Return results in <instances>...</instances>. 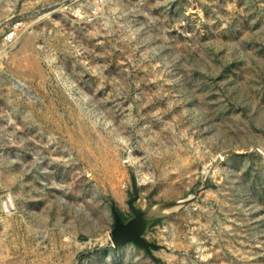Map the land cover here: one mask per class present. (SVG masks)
I'll return each mask as SVG.
<instances>
[{"label":"rangeland","instance_id":"rangeland-1","mask_svg":"<svg viewBox=\"0 0 264 264\" xmlns=\"http://www.w3.org/2000/svg\"><path fill=\"white\" fill-rule=\"evenodd\" d=\"M0 264H264V0H0Z\"/></svg>","mask_w":264,"mask_h":264},{"label":"water","instance_id":"water-1","mask_svg":"<svg viewBox=\"0 0 264 264\" xmlns=\"http://www.w3.org/2000/svg\"><path fill=\"white\" fill-rule=\"evenodd\" d=\"M146 215L147 213L140 214L138 215L137 218L124 223L122 221V218L118 214H116V224H115L114 229L110 233V236H111V239L114 245L117 246V245L129 242V241H132L139 245L145 246L146 248H149L150 246H152L153 245L152 243L148 242L140 234V232H137V230H135L138 220H140L142 217ZM153 217L145 222L148 223L149 221L153 219Z\"/></svg>","mask_w":264,"mask_h":264},{"label":"bare ground","instance_id":"bare-ground-1","mask_svg":"<svg viewBox=\"0 0 264 264\" xmlns=\"http://www.w3.org/2000/svg\"><path fill=\"white\" fill-rule=\"evenodd\" d=\"M149 214H150V215H156V213H154L153 211H150Z\"/></svg>","mask_w":264,"mask_h":264}]
</instances>
